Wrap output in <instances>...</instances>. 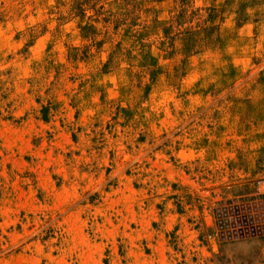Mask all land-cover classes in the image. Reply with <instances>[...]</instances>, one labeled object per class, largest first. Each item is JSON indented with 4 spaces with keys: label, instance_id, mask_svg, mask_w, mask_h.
<instances>
[{
    "label": "rangeland",
    "instance_id": "rangeland-1",
    "mask_svg": "<svg viewBox=\"0 0 264 264\" xmlns=\"http://www.w3.org/2000/svg\"><path fill=\"white\" fill-rule=\"evenodd\" d=\"M0 264H264V0H0Z\"/></svg>",
    "mask_w": 264,
    "mask_h": 264
}]
</instances>
